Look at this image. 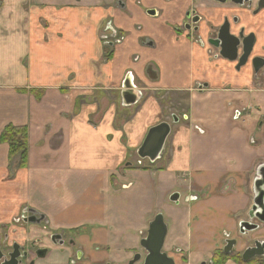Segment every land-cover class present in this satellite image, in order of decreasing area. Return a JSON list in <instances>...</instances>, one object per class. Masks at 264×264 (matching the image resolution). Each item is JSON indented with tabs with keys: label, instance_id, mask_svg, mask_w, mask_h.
I'll list each match as a JSON object with an SVG mask.
<instances>
[{
	"label": "crops",
	"instance_id": "0c3cea01",
	"mask_svg": "<svg viewBox=\"0 0 264 264\" xmlns=\"http://www.w3.org/2000/svg\"><path fill=\"white\" fill-rule=\"evenodd\" d=\"M191 2L0 0V136L27 132L23 169L0 142V232L21 239L25 227L13 222L28 210L43 218L42 231L26 227L32 240L74 243L47 246L36 264H122L142 253L159 216L163 252L201 264L247 220L264 165V78L252 84L250 70L210 64L173 31ZM126 85L140 94L129 107ZM164 123L158 159H140Z\"/></svg>",
	"mask_w": 264,
	"mask_h": 264
},
{
	"label": "flooded vegetation",
	"instance_id": "af4514ba",
	"mask_svg": "<svg viewBox=\"0 0 264 264\" xmlns=\"http://www.w3.org/2000/svg\"><path fill=\"white\" fill-rule=\"evenodd\" d=\"M249 26L256 31H249ZM224 30H227L228 36L237 42L234 59L224 57V38L227 36L224 35ZM173 31L183 35L193 46L205 52L210 64L214 61H225L231 64L238 74L244 70H250L253 77L252 84L262 81L261 79L264 78V0H192L191 5L183 8L179 23L173 28ZM247 47H249L248 51ZM189 188L191 190L190 183ZM189 199L195 200L196 197H188ZM29 219L34 222H28ZM36 221L39 223L37 224ZM13 223L16 226L25 227L23 236L19 239L20 230L16 229L11 231L6 229L0 232V264H9L10 261H14L16 264H36L50 253L47 246L70 249L74 245L72 241H68V237L61 234L41 233L32 240L26 227L38 226L40 228L43 218L36 216L31 211L23 210ZM40 229L42 231V228ZM257 230L249 232L247 237ZM238 233L239 228L235 238H230V235L226 234L221 249L210 260H205L201 264H216L221 261V264L228 262L231 264H264V257H254L247 262L242 260V253L253 248L257 241L246 243ZM227 240L236 241L231 251H227L228 254L224 251ZM240 242L246 243L242 251L238 249ZM15 246L16 249H14ZM76 255H80V252ZM137 255L145 256L142 251L122 264H129ZM11 256L14 258L12 259ZM78 260L75 256V260L69 261L68 264H76ZM135 264H142V262L139 261Z\"/></svg>",
	"mask_w": 264,
	"mask_h": 264
},
{
	"label": "water",
	"instance_id": "95a60500",
	"mask_svg": "<svg viewBox=\"0 0 264 264\" xmlns=\"http://www.w3.org/2000/svg\"><path fill=\"white\" fill-rule=\"evenodd\" d=\"M148 14L153 15L154 12L151 11ZM224 35H227L226 38H224V57L228 59H234L237 42L228 36L227 30H224ZM248 50L249 47H247V51ZM124 89L126 91H123L122 94L123 106L129 107L136 104L140 99V94L130 85L124 86ZM172 121L173 123L178 122L175 116L172 117ZM168 134L169 125L166 123L150 129L139 148L138 157L142 160H148L150 163H153L156 159H158ZM252 191V206L247 213V220L240 222L238 226V235L240 238L245 239V241L247 234L257 230L259 227L258 224H254L253 222H257L261 225L264 224V165L260 166L256 171V177L253 181ZM177 200L178 195H172L171 201L177 203ZM28 222H34V220L29 219ZM36 223L38 224L39 221H36ZM165 233L166 226L162 220V216L156 217L148 227L146 238L140 242V246L145 256L141 257V255H137L135 259L129 264H135L139 261H141L142 264H174L173 260L163 252ZM225 244L226 248L224 251L226 254H228V252H230L232 247L236 244V241L227 240ZM262 245H264V242L254 243L253 248H249L242 253V260L247 262L254 257H264V246ZM14 249H16V246ZM11 258L13 259L14 256H11ZM9 264L16 263L14 261H10Z\"/></svg>",
	"mask_w": 264,
	"mask_h": 264
},
{
	"label": "trees",
	"instance_id": "16d2710c",
	"mask_svg": "<svg viewBox=\"0 0 264 264\" xmlns=\"http://www.w3.org/2000/svg\"><path fill=\"white\" fill-rule=\"evenodd\" d=\"M27 132L25 128H15L12 126L6 127L0 136V142L7 144L9 147V159L18 158V167L25 168L26 149H27ZM218 262L216 264H221Z\"/></svg>",
	"mask_w": 264,
	"mask_h": 264
},
{
	"label": "rangeland",
	"instance_id": "374dc122",
	"mask_svg": "<svg viewBox=\"0 0 264 264\" xmlns=\"http://www.w3.org/2000/svg\"><path fill=\"white\" fill-rule=\"evenodd\" d=\"M257 224H259V223H257ZM260 225V224H259ZM260 230L259 231H256L254 234H252V235H250V237H252V236H256V235H259V236H261V237H264V228L260 225ZM250 237L248 236L247 238H246V243L247 242H249V243H251L252 242V240H250ZM248 240V241H247Z\"/></svg>",
	"mask_w": 264,
	"mask_h": 264
}]
</instances>
